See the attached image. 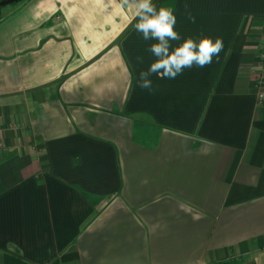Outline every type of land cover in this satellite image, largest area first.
I'll return each instance as SVG.
<instances>
[{"label": "crops", "instance_id": "obj_1", "mask_svg": "<svg viewBox=\"0 0 264 264\" xmlns=\"http://www.w3.org/2000/svg\"><path fill=\"white\" fill-rule=\"evenodd\" d=\"M152 2L223 50L151 92L131 0L0 8V264H264V0Z\"/></svg>", "mask_w": 264, "mask_h": 264}, {"label": "clouds", "instance_id": "obj_2", "mask_svg": "<svg viewBox=\"0 0 264 264\" xmlns=\"http://www.w3.org/2000/svg\"><path fill=\"white\" fill-rule=\"evenodd\" d=\"M130 0H123L128 4ZM135 5V20L133 29L142 35L144 41H154L147 51L154 57L146 70H140L136 85L142 90H153V75L160 79H176L185 69L192 67L204 68L213 62V57H218L223 50V41L207 36L183 39L175 30L177 23L174 9L159 7L152 0H131ZM187 5L185 8L187 9ZM188 18L194 22V17L188 13ZM178 46H173V41H181ZM137 63L142 64L143 57H136Z\"/></svg>", "mask_w": 264, "mask_h": 264}, {"label": "built area", "instance_id": "obj_3", "mask_svg": "<svg viewBox=\"0 0 264 264\" xmlns=\"http://www.w3.org/2000/svg\"><path fill=\"white\" fill-rule=\"evenodd\" d=\"M262 59L264 60V54L262 55ZM260 73L258 74L257 78H256V85L257 87L261 88L262 85H264V68L262 67V71H259ZM258 100L259 101H263L264 100V92L261 90L258 93ZM5 148V146L3 144H0V150H3Z\"/></svg>", "mask_w": 264, "mask_h": 264}, {"label": "trees", "instance_id": "obj_4", "mask_svg": "<svg viewBox=\"0 0 264 264\" xmlns=\"http://www.w3.org/2000/svg\"><path fill=\"white\" fill-rule=\"evenodd\" d=\"M240 262H238L237 260H228V261H221V262H214V263H210V264H239Z\"/></svg>", "mask_w": 264, "mask_h": 264}, {"label": "water", "instance_id": "obj_5", "mask_svg": "<svg viewBox=\"0 0 264 264\" xmlns=\"http://www.w3.org/2000/svg\"><path fill=\"white\" fill-rule=\"evenodd\" d=\"M19 1H22V0H8V1H6V2H1V3H0V7H2V6H6V5H10V4L13 5V3H17V2H19Z\"/></svg>", "mask_w": 264, "mask_h": 264}, {"label": "rangeland", "instance_id": "obj_6", "mask_svg": "<svg viewBox=\"0 0 264 264\" xmlns=\"http://www.w3.org/2000/svg\"><path fill=\"white\" fill-rule=\"evenodd\" d=\"M4 2H6V0H3ZM3 1H0V2H3ZM10 6H12V4L11 5H9V6H4L6 9H3V11H5V10H7V8H11ZM0 8H2V7H0ZM139 128L141 129V127L139 126Z\"/></svg>", "mask_w": 264, "mask_h": 264}]
</instances>
